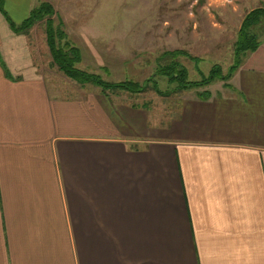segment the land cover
Wrapping results in <instances>:
<instances>
[{"label":"crops","instance_id":"0c3cea01","mask_svg":"<svg viewBox=\"0 0 264 264\" xmlns=\"http://www.w3.org/2000/svg\"><path fill=\"white\" fill-rule=\"evenodd\" d=\"M13 34L0 12V264H264V42L161 120L13 70Z\"/></svg>","mask_w":264,"mask_h":264},{"label":"rangeland","instance_id":"374dc122","mask_svg":"<svg viewBox=\"0 0 264 264\" xmlns=\"http://www.w3.org/2000/svg\"><path fill=\"white\" fill-rule=\"evenodd\" d=\"M41 2L53 5L56 27L61 23L68 41L80 49L81 70L111 83L138 82L143 88L140 94L115 90L108 92L109 96L117 102L147 107L161 120L184 99L195 98L205 90L216 92L224 83L215 80L202 89L172 92L176 85L153 76L162 56L184 51L201 59L199 65L185 57L178 60L193 82L208 77L214 66L227 75L235 65V47L243 20L251 11L264 8V0H36L34 6ZM10 14L18 24L26 18L21 17L22 13ZM256 34L264 42V21ZM7 35L4 30V37ZM25 35L30 36L28 49L11 46L13 70L25 71L33 63L49 76L51 85L76 84L53 65L46 44L45 21ZM33 47L34 55L30 49ZM87 90L101 91L92 85ZM163 93L170 95L165 97Z\"/></svg>","mask_w":264,"mask_h":264},{"label":"trees","instance_id":"16d2710c","mask_svg":"<svg viewBox=\"0 0 264 264\" xmlns=\"http://www.w3.org/2000/svg\"><path fill=\"white\" fill-rule=\"evenodd\" d=\"M0 12L6 18L11 31L15 35H25L32 30L36 25L45 21L46 23V42L52 57L53 65L66 78L72 80L76 84L86 87L92 85L101 90L105 96H109L110 91H122L129 94H140L143 92L141 84L133 81H124L120 83H111L105 81L97 74H91L81 70L78 66L82 61V55L79 48L72 45L68 41V36L62 24L58 27L55 25L54 16L57 17L56 11L52 4L41 2L33 9L29 17L20 25H16L8 16L4 8V0H0ZM264 21V8H258L246 15L239 31L238 39L235 47V65L230 68L227 75H224L219 66H214L209 76L202 79L201 82H193L189 79V71L178 60L180 57H185L196 65H199L201 59L192 57L184 51H174L165 53L162 56V61L158 64L154 77L165 78L172 85H176V89L172 92L181 93L192 89H202L209 87L215 80L223 81L227 84L234 73L240 68L244 57L248 53L255 52L263 41L257 36V27L262 25ZM163 61L166 63H163ZM0 63L7 77L10 73L0 56ZM228 86V85H227ZM165 97H169L170 93H163ZM212 94L209 90L198 93L197 97L201 100H209Z\"/></svg>","mask_w":264,"mask_h":264}]
</instances>
